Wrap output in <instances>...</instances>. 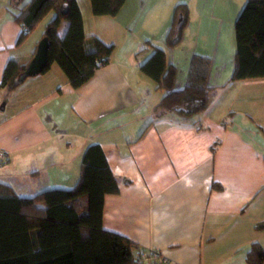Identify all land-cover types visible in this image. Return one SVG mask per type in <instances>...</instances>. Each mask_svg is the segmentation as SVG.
<instances>
[{
	"label": "crops",
	"instance_id": "crops-1",
	"mask_svg": "<svg viewBox=\"0 0 264 264\" xmlns=\"http://www.w3.org/2000/svg\"><path fill=\"white\" fill-rule=\"evenodd\" d=\"M185 1L192 16L195 0ZM77 5L84 35L114 46L110 62L77 89L53 63L9 95L0 111V150L8 154L0 183L21 197L71 189L84 150L97 144L119 182L118 194L104 197V231L159 252L166 264H246L250 245L264 244V232L254 229L264 223V154L238 127L264 138V79L222 85L219 64L205 56L212 61L214 94L208 109L194 117L153 119L140 138L142 131L127 137L125 117L154 109L164 93L157 95L156 85L139 71L149 55L133 60L139 39L118 21L126 1L103 30L90 28L79 0ZM8 7L9 0H0V82L8 61L29 63L45 26L37 35L40 23L16 47L21 27ZM231 111L235 116L229 117ZM20 177L30 180L27 188ZM38 179L42 183L31 184Z\"/></svg>",
	"mask_w": 264,
	"mask_h": 264
},
{
	"label": "trees",
	"instance_id": "trees-1",
	"mask_svg": "<svg viewBox=\"0 0 264 264\" xmlns=\"http://www.w3.org/2000/svg\"><path fill=\"white\" fill-rule=\"evenodd\" d=\"M124 1L89 0L91 13L114 18ZM62 5L67 6L65 15L60 12ZM7 11L21 27L16 47L52 14L40 38L47 39L49 45L44 72L56 64L72 89L84 85L95 71L110 62L114 46L84 35L77 0H9ZM187 20V5H176L165 36L169 47L180 42ZM62 22L67 25L60 35ZM234 34L230 81L264 79V0L245 2L235 21ZM26 66L7 62L0 82L1 103L23 83L18 77ZM211 68L210 58L192 54L184 85L175 89V66L167 62L163 50L153 48L139 71L156 85V91H164L154 107L156 117L171 114L188 118L204 113L212 99ZM118 184L97 144L84 150L79 178L71 189H51L21 197L10 186L0 183V264H136L141 249L127 238L102 229L104 197L118 194ZM254 229L264 232V223ZM245 262L264 264V244H251Z\"/></svg>",
	"mask_w": 264,
	"mask_h": 264
},
{
	"label": "rangeland",
	"instance_id": "rangeland-1",
	"mask_svg": "<svg viewBox=\"0 0 264 264\" xmlns=\"http://www.w3.org/2000/svg\"><path fill=\"white\" fill-rule=\"evenodd\" d=\"M82 1L83 0H79V5L84 15L89 17L88 20L85 19V23H87L90 28L91 25L94 27L96 25L95 28L103 30V22L111 20V17L93 16L89 0H84L86 4L85 7L88 11V13H86ZM125 1L126 5L124 11L119 15L118 21L124 26L123 30H128V34L139 39L135 48L136 51L134 52L133 60H135V57H137V60L141 59L144 56L143 54L150 55L153 48L163 50L167 55V62L174 63L176 67L177 78L175 80V88L181 89L185 82L184 78L186 75L185 73H187L189 64L188 58L190 55L199 54L214 57L216 64H219L217 68H220L219 75L222 79V85H231L228 73L232 69L235 53L234 24L247 0H195L194 6L196 7V11L192 16L188 14V23L182 29L181 40L173 47H169L166 44L165 36L171 25L175 6L181 3L186 4L185 0ZM52 17V14H49L42 20L39 29L36 31L37 35H39L43 26ZM66 25V22L61 23L59 28L60 35H63ZM215 91H217V89L213 92ZM162 92L164 93V91ZM158 93L159 91L156 94L158 95ZM211 95L213 96L214 94L212 93ZM145 97L146 102H150V91L147 90ZM230 114L229 117L235 116L236 113L231 111ZM156 118L153 108L150 109V111L144 108L139 113L125 117V119H129L130 123L128 131L126 130L127 137L138 135L151 120ZM229 124L232 125L233 123ZM238 125L236 121L234 126L237 128ZM238 129L264 154L263 136L257 134L253 136L242 128L238 127ZM96 132H98V130H96ZM17 181L19 185L22 184L26 188L28 184H30V180L25 177H20ZM46 181L45 178L42 180L45 184ZM36 182L42 183L40 179L36 181L31 180L32 185L36 184Z\"/></svg>",
	"mask_w": 264,
	"mask_h": 264
},
{
	"label": "water",
	"instance_id": "water-1",
	"mask_svg": "<svg viewBox=\"0 0 264 264\" xmlns=\"http://www.w3.org/2000/svg\"><path fill=\"white\" fill-rule=\"evenodd\" d=\"M61 14L65 15L67 12V6L62 5L60 8ZM47 39H42L38 42L33 57L27 64L24 72L18 77V81L22 82L29 77L37 76L44 72L47 67V51H48ZM5 103L0 104V111L4 110Z\"/></svg>",
	"mask_w": 264,
	"mask_h": 264
},
{
	"label": "built area",
	"instance_id": "built-area-1",
	"mask_svg": "<svg viewBox=\"0 0 264 264\" xmlns=\"http://www.w3.org/2000/svg\"><path fill=\"white\" fill-rule=\"evenodd\" d=\"M8 163V154L0 150V168ZM166 260L159 252L141 249L136 256V264H166Z\"/></svg>",
	"mask_w": 264,
	"mask_h": 264
}]
</instances>
